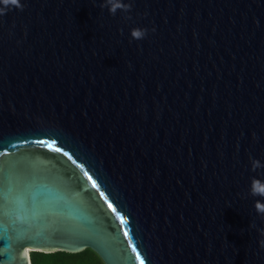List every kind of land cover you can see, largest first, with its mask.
Returning a JSON list of instances; mask_svg holds the SVG:
<instances>
[{
  "label": "water",
  "instance_id": "water-1",
  "mask_svg": "<svg viewBox=\"0 0 264 264\" xmlns=\"http://www.w3.org/2000/svg\"><path fill=\"white\" fill-rule=\"evenodd\" d=\"M123 2L0 16V264H264V0Z\"/></svg>",
  "mask_w": 264,
  "mask_h": 264
},
{
  "label": "clouds",
  "instance_id": "clouds-1",
  "mask_svg": "<svg viewBox=\"0 0 264 264\" xmlns=\"http://www.w3.org/2000/svg\"><path fill=\"white\" fill-rule=\"evenodd\" d=\"M3 7H0V16H4L10 11L12 8L23 11L24 5L19 3V0H2ZM101 9L107 8L111 15H115L117 11H121L123 13H129L132 9V3H124L123 0H103V3L100 4ZM125 19L130 20L131 16L126 15ZM155 31V29H152ZM148 30L136 28L131 31V38L133 40H142L146 37ZM251 167L252 171H256L257 169L264 168V164H262L259 160L252 159ZM250 194L252 196H260L264 197V182L257 180L255 178L252 179ZM255 209L258 214L264 217V203L257 202L255 204ZM249 227H254V225H250ZM260 235L264 237V229L260 230ZM259 245L261 248H264V239L259 241Z\"/></svg>",
  "mask_w": 264,
  "mask_h": 264
},
{
  "label": "trees",
  "instance_id": "trees-1",
  "mask_svg": "<svg viewBox=\"0 0 264 264\" xmlns=\"http://www.w3.org/2000/svg\"><path fill=\"white\" fill-rule=\"evenodd\" d=\"M30 262L31 264H104L90 249L76 254L60 251L47 254L31 252Z\"/></svg>",
  "mask_w": 264,
  "mask_h": 264
},
{
  "label": "snow or ice",
  "instance_id": "snow-or-ice-1",
  "mask_svg": "<svg viewBox=\"0 0 264 264\" xmlns=\"http://www.w3.org/2000/svg\"><path fill=\"white\" fill-rule=\"evenodd\" d=\"M84 175L87 176L88 180L92 182V187L96 188L97 184H96V181L93 180L92 176H90L87 172H85ZM101 195H103V193H101ZM108 206H109V208L113 207V205L111 203H109ZM16 221H20L21 223H25L27 221V217H25V216H17L16 217ZM121 223H124V221L121 220ZM6 232H7V228L5 227V233ZM28 233H29V231L18 230L17 241L20 242V241H23V240L27 239L28 238ZM39 235H40V233L37 234V236H39ZM124 235L127 237L128 236V232L126 231L124 233ZM33 239H34V237H33ZM9 247H11V245H9ZM132 250H133V252H136V259L139 261V264H145V260L141 259V255H140L139 252H137L136 248L133 247Z\"/></svg>",
  "mask_w": 264,
  "mask_h": 264
}]
</instances>
